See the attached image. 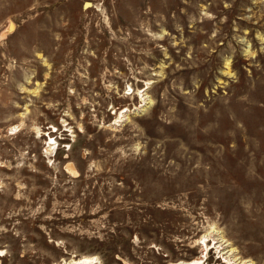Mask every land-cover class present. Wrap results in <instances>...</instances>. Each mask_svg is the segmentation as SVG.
Returning <instances> with one entry per match:
<instances>
[{
    "label": "rangeland",
    "instance_id": "rangeland-1",
    "mask_svg": "<svg viewBox=\"0 0 264 264\" xmlns=\"http://www.w3.org/2000/svg\"><path fill=\"white\" fill-rule=\"evenodd\" d=\"M206 235L264 264V0H0V264Z\"/></svg>",
    "mask_w": 264,
    "mask_h": 264
},
{
    "label": "bare ground",
    "instance_id": "bare-ground-1",
    "mask_svg": "<svg viewBox=\"0 0 264 264\" xmlns=\"http://www.w3.org/2000/svg\"><path fill=\"white\" fill-rule=\"evenodd\" d=\"M89 6V5H86ZM15 30V25L10 22V25L6 28L4 33L2 34V38L6 37L8 34L13 32ZM144 95V94H143ZM124 114L128 112V110L122 111ZM53 145H56L55 142H50L49 144V150H52ZM74 166L69 165V169L72 173H76ZM216 239V240H215ZM215 240V246L213 248H217L218 252V258H221L225 264H250V261H243L242 257H240L235 251V249L231 248V244L228 243L227 240H225L222 236H218V238H214ZM210 240H208V235L204 236L203 240L200 241V244L203 245V256L201 258L193 259L189 262H176V263H170V264H203L204 259L206 258V252L209 249V245L207 244ZM0 256L2 254L0 253ZM95 261L94 257H85L81 258L80 260L76 261V264H92Z\"/></svg>",
    "mask_w": 264,
    "mask_h": 264
}]
</instances>
